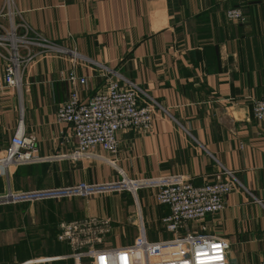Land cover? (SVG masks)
<instances>
[{"label": "crops", "instance_id": "0c3cea01", "mask_svg": "<svg viewBox=\"0 0 264 264\" xmlns=\"http://www.w3.org/2000/svg\"><path fill=\"white\" fill-rule=\"evenodd\" d=\"M36 33L76 51L40 54L29 64L21 92L0 93V156L20 124L36 140L39 161L10 172L0 168V194L13 191L102 185L128 179L183 175L195 186L237 180L223 211L192 231L228 241V264L264 262V124L254 118L255 100L264 99V0H12ZM0 0V14L6 12ZM230 9L244 20L231 21ZM0 24L9 27L8 19ZM75 68L88 80L87 101L120 78L140 90L142 106H157L153 132L119 133V150L100 148L93 159L75 161L72 128L57 122ZM4 64L0 59V79ZM157 104V105H156ZM170 208L156 192L125 191L62 200L0 206V264L38 258L77 261L78 252L57 238L61 225L110 219L97 248L174 238L163 219ZM185 233H181L184 235Z\"/></svg>", "mask_w": 264, "mask_h": 264}, {"label": "built area", "instance_id": "2783aa9c", "mask_svg": "<svg viewBox=\"0 0 264 264\" xmlns=\"http://www.w3.org/2000/svg\"><path fill=\"white\" fill-rule=\"evenodd\" d=\"M6 12L0 19H8L9 27L0 24V59L4 64V75L0 79V93L7 89L21 92L23 78L30 63L40 54H63L73 58L74 63L83 58L76 51L42 37L32 30L22 19L12 0H6ZM227 17L234 22L244 20L241 9H230ZM70 86L68 98L57 111V122L71 126L77 147L70 158L77 160L93 159L98 148L116 154L119 150L118 135L124 130H137L143 135L153 132L154 114L157 106H142L139 103L140 90L122 79L110 78L104 89L98 91L87 101L80 95L81 88L88 80L80 77L75 68L64 76ZM254 118L264 124V99L255 100ZM36 140L26 137L22 123L9 146L0 156V168L7 172L20 166L40 160L36 155ZM230 179L224 183L195 186L185 176L177 174L161 177L128 179L123 177L118 182L75 187H59L29 191H13L10 188L0 194V206L18 205L74 197H86L111 192H131L152 190L156 192L159 204L168 206L170 214L163 219L167 232L174 238L159 242H150L145 235L139 236L132 245L120 248L100 249L99 234L108 231L111 220L89 219L61 225L58 235L60 242L74 248L73 257L80 261L87 257L91 264H228L230 244L217 235H204L192 231V224H200L210 215H215L225 208L226 198L236 186L237 180L228 172ZM106 227V228H105ZM105 228V229H104ZM185 233L181 235V233ZM64 258H38L22 264H53ZM264 264V262L262 263Z\"/></svg>", "mask_w": 264, "mask_h": 264}, {"label": "rangeland", "instance_id": "374dc122", "mask_svg": "<svg viewBox=\"0 0 264 264\" xmlns=\"http://www.w3.org/2000/svg\"><path fill=\"white\" fill-rule=\"evenodd\" d=\"M77 161H78V160H77ZM110 194H111V195H115V194H118V193H116V192H111ZM109 224H110V223H109ZM106 227H108V229L110 228L109 225H107ZM106 227H105V228H106ZM105 228H104V229H105ZM105 233H106V231H105L104 233L98 235V238L101 237V240H100L101 242H100V243H97L96 245H98V244H102V243L105 241V238L103 237V235H104ZM96 245H95V246H96Z\"/></svg>", "mask_w": 264, "mask_h": 264}, {"label": "trees", "instance_id": "16d2710c", "mask_svg": "<svg viewBox=\"0 0 264 264\" xmlns=\"http://www.w3.org/2000/svg\"><path fill=\"white\" fill-rule=\"evenodd\" d=\"M57 238H58V235H57Z\"/></svg>", "mask_w": 264, "mask_h": 264}]
</instances>
